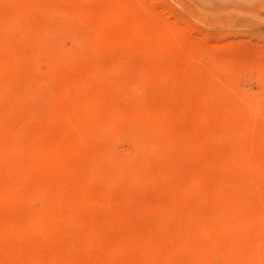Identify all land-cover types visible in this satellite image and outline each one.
Masks as SVG:
<instances>
[{
  "label": "rangeland",
  "instance_id": "rangeland-1",
  "mask_svg": "<svg viewBox=\"0 0 264 264\" xmlns=\"http://www.w3.org/2000/svg\"><path fill=\"white\" fill-rule=\"evenodd\" d=\"M0 264H264V0H0Z\"/></svg>",
  "mask_w": 264,
  "mask_h": 264
}]
</instances>
